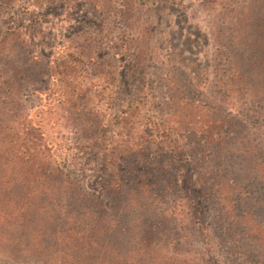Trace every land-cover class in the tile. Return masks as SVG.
Listing matches in <instances>:
<instances>
[{
	"label": "trees",
	"instance_id": "1",
	"mask_svg": "<svg viewBox=\"0 0 264 264\" xmlns=\"http://www.w3.org/2000/svg\"><path fill=\"white\" fill-rule=\"evenodd\" d=\"M233 21L218 41L228 64L226 96L236 88L249 99L240 109L217 101L188 66L168 59L162 112L173 123L157 121L155 137L141 133L131 150L102 140L97 192L70 179L59 161L49 164L53 149L39 142L19 100L39 91L29 69L39 58L23 59L24 41L0 54L13 63L0 72V212L43 264H220L218 255L264 264V4ZM236 21H243L238 31ZM14 33H0V45ZM142 54L122 78L137 80L142 64L154 65ZM70 108L87 115L97 135L120 132L89 119L88 107ZM133 112L129 102L110 120L130 121ZM90 155L97 161V152Z\"/></svg>",
	"mask_w": 264,
	"mask_h": 264
},
{
	"label": "rangeland",
	"instance_id": "2",
	"mask_svg": "<svg viewBox=\"0 0 264 264\" xmlns=\"http://www.w3.org/2000/svg\"><path fill=\"white\" fill-rule=\"evenodd\" d=\"M140 1L0 0V33L15 31L0 45V54L9 53L16 42L24 41L27 48L21 54L23 59L39 58L29 67L39 91L22 92L19 99L30 111L35 136L53 149L50 165L59 161L70 179L92 192H97L99 185L97 162L102 151H107L101 146L102 140L122 144L116 151L131 150L141 133L155 137L156 130H161L157 121L164 120L166 128L173 123L162 112L166 111L162 103L169 88L163 76L168 59L188 66L195 81L217 101L226 100L240 109L239 105L249 99L236 88L226 96L228 64L220 55L223 49L218 41L228 34L229 22L234 25V18L245 14L251 5L260 9L264 0ZM242 22L236 21L237 31ZM143 52L154 65L142 64L137 80L130 74L122 78L126 65ZM9 64H13L9 59L0 61V72L5 73ZM129 102L134 106L130 121H111ZM73 104L88 107L89 119L118 126L120 132L97 135L85 122L87 115L70 108ZM259 132L264 135V128ZM22 135L31 137L29 133ZM93 152L99 154L97 161L90 159ZM181 194L184 199V192ZM2 214L0 264H43L41 256L28 248L12 218L5 219ZM218 258L220 264H232L220 255Z\"/></svg>",
	"mask_w": 264,
	"mask_h": 264
}]
</instances>
